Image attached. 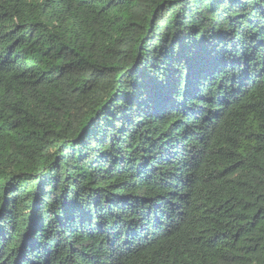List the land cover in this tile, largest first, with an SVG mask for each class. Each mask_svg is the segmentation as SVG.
<instances>
[{
    "label": "trees",
    "instance_id": "16d2710c",
    "mask_svg": "<svg viewBox=\"0 0 264 264\" xmlns=\"http://www.w3.org/2000/svg\"><path fill=\"white\" fill-rule=\"evenodd\" d=\"M0 264H264V0H0Z\"/></svg>",
    "mask_w": 264,
    "mask_h": 264
}]
</instances>
